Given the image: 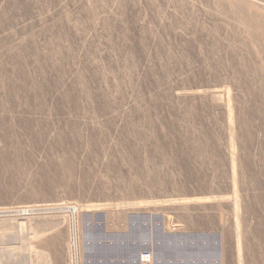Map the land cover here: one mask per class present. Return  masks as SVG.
Instances as JSON below:
<instances>
[{"label":"rangeland","instance_id":"1","mask_svg":"<svg viewBox=\"0 0 264 264\" xmlns=\"http://www.w3.org/2000/svg\"><path fill=\"white\" fill-rule=\"evenodd\" d=\"M217 11L0 0V264H264V92L229 61L264 23Z\"/></svg>","mask_w":264,"mask_h":264},{"label":"bare ground","instance_id":"2","mask_svg":"<svg viewBox=\"0 0 264 264\" xmlns=\"http://www.w3.org/2000/svg\"><path fill=\"white\" fill-rule=\"evenodd\" d=\"M201 1V0H200ZM209 3H211L212 8L215 10V16L213 20L215 22H226L225 19L222 18L221 13L217 10L219 9H225V8H233L235 10H240L242 13V21L240 19H237L235 17H231L232 21L231 23L236 26L239 29L241 26L247 25L249 32H254L255 28L250 20H246L245 23L243 22L244 17L250 19H255L256 21H260L264 23V17L261 16V10L263 8V2L262 0H251L248 4L250 13L245 15L243 9V6L239 3L240 0H236V3H232L231 0H207ZM230 21V20H229ZM229 35H232L236 37L233 33H230ZM241 41V48L236 51L232 50V55L230 56V64L236 65V71L238 74H246L250 73L252 76L251 81L248 82V84L252 81H257L262 88V91L264 92V42L256 38V42L251 43L248 39L243 38V36H240ZM240 56L239 59H235V53ZM262 98V100H261ZM255 102H259L260 110L264 114V94H258L254 98ZM264 187V181L261 183ZM261 185V186H262ZM145 258V257H143ZM150 257L148 256V261L143 259L144 262H149Z\"/></svg>","mask_w":264,"mask_h":264},{"label":"built area","instance_id":"3","mask_svg":"<svg viewBox=\"0 0 264 264\" xmlns=\"http://www.w3.org/2000/svg\"><path fill=\"white\" fill-rule=\"evenodd\" d=\"M145 258L147 259V261H148V256H145ZM145 264H151V263H149V262H146Z\"/></svg>","mask_w":264,"mask_h":264}]
</instances>
